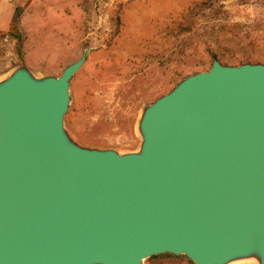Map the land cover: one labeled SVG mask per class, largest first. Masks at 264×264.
Returning a JSON list of instances; mask_svg holds the SVG:
<instances>
[{
  "label": "water",
  "instance_id": "1",
  "mask_svg": "<svg viewBox=\"0 0 264 264\" xmlns=\"http://www.w3.org/2000/svg\"><path fill=\"white\" fill-rule=\"evenodd\" d=\"M89 51L0 77V264H264V63L181 78L122 151L65 124Z\"/></svg>",
  "mask_w": 264,
  "mask_h": 264
},
{
  "label": "rangeland",
  "instance_id": "2",
  "mask_svg": "<svg viewBox=\"0 0 264 264\" xmlns=\"http://www.w3.org/2000/svg\"><path fill=\"white\" fill-rule=\"evenodd\" d=\"M87 48L66 127L85 145L134 150L141 108L178 80L215 58L264 63V0H95L88 15L83 0H0V77L21 64L59 76Z\"/></svg>",
  "mask_w": 264,
  "mask_h": 264
},
{
  "label": "trees",
  "instance_id": "3",
  "mask_svg": "<svg viewBox=\"0 0 264 264\" xmlns=\"http://www.w3.org/2000/svg\"><path fill=\"white\" fill-rule=\"evenodd\" d=\"M95 1V0H83V10L85 12L86 15H88L90 13V6H91V3ZM251 59L249 57H244L242 59H240L239 61L237 62H233L234 65H239V64H245V63H248ZM232 62V60H227V62H225L227 65L230 64ZM158 259H163V260H178L180 262H184L186 264H193L191 261H189L187 258L185 257H177V256H173V255H169V254H166V255H160V256H155V257H152L150 258L148 261H154V260H158Z\"/></svg>",
  "mask_w": 264,
  "mask_h": 264
}]
</instances>
